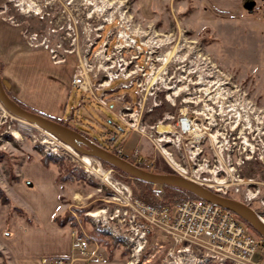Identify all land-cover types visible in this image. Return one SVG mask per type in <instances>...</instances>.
<instances>
[{
  "label": "rangeland",
  "instance_id": "obj_1",
  "mask_svg": "<svg viewBox=\"0 0 264 264\" xmlns=\"http://www.w3.org/2000/svg\"><path fill=\"white\" fill-rule=\"evenodd\" d=\"M0 20L21 25L31 47L53 48L55 59L76 58L94 87L108 71L123 75L127 65L132 86L116 80L94 88L96 95L106 92L107 106L90 92L74 91L72 127L99 144L110 136L108 147L116 137L120 154L136 164L174 170L214 190L239 186L233 196L240 200L251 191L250 205L264 217V0L243 2L237 11L206 0H0ZM122 31L137 43L126 45ZM2 106L0 190L11 200L7 209L15 205L12 212L21 213L23 204L39 219L30 199L11 186L22 178L23 163L52 156L46 165L65 192L55 219L73 225L87 246L94 242L96 255L110 252L123 264L173 261L169 250L177 253L178 246L165 232L151 233L137 256L111 231L119 218L121 231L129 227L123 212L130 191L134 198L140 193L132 178L96 157L85 162L84 154ZM43 186L38 181L31 198L43 195ZM1 244L0 264H7Z\"/></svg>",
  "mask_w": 264,
  "mask_h": 264
},
{
  "label": "crops",
  "instance_id": "obj_2",
  "mask_svg": "<svg viewBox=\"0 0 264 264\" xmlns=\"http://www.w3.org/2000/svg\"><path fill=\"white\" fill-rule=\"evenodd\" d=\"M206 1L225 11H237L246 0ZM23 30L19 24L0 20V70L8 93L29 109L60 119L73 117L71 103L74 91L79 89L72 83L76 58L67 55L55 59L50 49L31 47ZM83 97L82 103H85L86 97ZM20 174L22 178L11 186L12 192L29 198L27 201L40 211V216L31 219L23 204L16 205L22 209L21 213L12 212L10 206L13 205L7 209L10 203L5 204L0 199V240L7 264H123L110 252L104 257L101 254L88 259L74 257V233L79 234L78 230L55 219L63 210L65 194L57 173L42 160L35 159L23 163ZM38 181L44 184V193L31 198V190ZM90 245V251H95L96 244ZM62 259L65 262H57Z\"/></svg>",
  "mask_w": 264,
  "mask_h": 264
},
{
  "label": "built area",
  "instance_id": "obj_3",
  "mask_svg": "<svg viewBox=\"0 0 264 264\" xmlns=\"http://www.w3.org/2000/svg\"><path fill=\"white\" fill-rule=\"evenodd\" d=\"M119 38H122L126 45L132 46L137 43L136 37L126 31L120 32ZM51 51L54 52V49L51 48ZM123 68L126 71L127 65ZM88 70L84 65L78 64L72 83L83 92L92 93L101 104L106 106L108 104L106 92L96 95L95 89L110 85L116 80H120L121 85L125 87L132 86L134 83L133 79H127L129 75H124L125 71L123 75L108 71L105 73L107 78L104 82L100 83L99 87H94ZM126 108L130 109V107ZM187 120L186 117L182 118L183 124ZM137 154L136 151L133 156L137 158ZM229 186L226 184L221 191H216L231 196L234 188L240 191L239 186L232 188ZM130 194L127 202L129 206L127 205L123 212L125 216H129V227L121 231L123 224L119 218L118 228L113 224L111 231L115 236L123 237L133 255L138 256L148 244L151 233L160 230L170 237L174 247L178 246L177 253L169 250L173 259L168 262L169 264H264V237L255 233L237 213L202 197H188L170 209L134 198L131 191ZM243 198L244 200H241L250 205L255 195L248 191ZM119 212L120 209H117L112 219L119 216ZM74 234L76 257L88 259L96 254V251L90 254L85 239L79 237L77 232ZM97 255L100 256V254ZM60 262L63 261L60 260Z\"/></svg>",
  "mask_w": 264,
  "mask_h": 264
},
{
  "label": "water",
  "instance_id": "obj_4",
  "mask_svg": "<svg viewBox=\"0 0 264 264\" xmlns=\"http://www.w3.org/2000/svg\"><path fill=\"white\" fill-rule=\"evenodd\" d=\"M0 102L4 108L14 116H17L48 131L75 151L84 155L96 157L100 160H105L113 166L133 175L134 177L140 178L150 183L161 185L172 184L188 189L210 202L219 204L239 214L249 221L261 233V235L264 236V220L257 213V211L247 203L237 198L221 194L220 192L212 189L207 184L188 178L181 173H161L145 169L126 159L120 154L100 145L74 127L57 121L44 113L31 110L21 105L8 93L4 79L1 75V70Z\"/></svg>",
  "mask_w": 264,
  "mask_h": 264
},
{
  "label": "trees",
  "instance_id": "obj_5",
  "mask_svg": "<svg viewBox=\"0 0 264 264\" xmlns=\"http://www.w3.org/2000/svg\"><path fill=\"white\" fill-rule=\"evenodd\" d=\"M248 0H246L245 2H247ZM21 104V103H20ZM22 105V104H21ZM24 106V105H23ZM32 110V109H31ZM35 111V110H34ZM39 112V111H37ZM42 113V112H40ZM47 115V114H46ZM49 116V115H47ZM73 116V115H72ZM52 117V116H50ZM53 119L57 120V121H60L64 124H67V125H70V123L67 121L69 119H60V118H56V117H52ZM71 119L73 117H70ZM71 126V125H70ZM75 129L79 130L78 128L74 127ZM80 132H82L84 135L88 136L89 137V134L86 133L85 131H82V130H79ZM110 140V136L106 137L105 139H103L100 143V145L106 147L107 149L115 152V153H118L120 154V150L117 146H120V145H115L114 141L111 142V144H113L114 146L112 147H108V145L105 143L106 141L109 142ZM95 141V140H94ZM117 147V148H116ZM122 155V154H120ZM123 157H125L126 159L129 160V157L126 156V155H122ZM53 157L52 156H45L43 157V162L45 164H48L49 163V160H52ZM105 165H108L112 168H114L116 171H119L122 175H125V176H128L130 178H132L135 182V184L137 185V187L140 188V193L138 194V197L139 199H142L144 201H147L153 205H157V206H163V207H168L170 209H173L174 206L176 204H178L180 201L188 198V197H197V198H201L200 196L196 195L194 192L188 190V189H185L183 187H180V186H177V185H172V184H164V185H161V189H154V185L153 183H150L148 181H145V180H142L140 178H137V177H134L133 175L127 173L126 171L118 168V167H115L113 166L112 164H110L109 162L105 161V160H101ZM139 166L145 168V169H148V170H151V171H154V172H161V173H174L175 171H165V172H162V170H155V169H152L150 166H146V165H143V164H138ZM158 190H159V194H158ZM227 196H231L229 194H225ZM0 199L2 200L3 203H10V198L8 197V195L6 193H4V191L0 190ZM56 220H58V218L56 217ZM251 227L253 230L256 231V233L260 236L261 233L247 220H245ZM60 223H65L63 221H59Z\"/></svg>",
  "mask_w": 264,
  "mask_h": 264
},
{
  "label": "bare ground",
  "instance_id": "obj_6",
  "mask_svg": "<svg viewBox=\"0 0 264 264\" xmlns=\"http://www.w3.org/2000/svg\"><path fill=\"white\" fill-rule=\"evenodd\" d=\"M0 106H2V104L0 103ZM3 107V106H2ZM25 121V120H24ZM27 122V121H26ZM29 123V122H28ZM32 124V123H31ZM186 124V125H185ZM32 125H34V124H32ZM184 125L186 126V127H188L189 126V123H188V120L187 121H185L184 122ZM46 133H48L49 135H51V136H54V135H52L51 133H49L48 131H46ZM66 146L69 148V149H71V150H73L70 146H68L67 144H66ZM74 151V150H73ZM83 160L85 161V162H87V163H91V161H92V157L91 156H88V155H84V157H83ZM264 219V218H263Z\"/></svg>",
  "mask_w": 264,
  "mask_h": 264
},
{
  "label": "flooded vegetation",
  "instance_id": "obj_7",
  "mask_svg": "<svg viewBox=\"0 0 264 264\" xmlns=\"http://www.w3.org/2000/svg\"><path fill=\"white\" fill-rule=\"evenodd\" d=\"M116 132V131H115ZM116 138V137H115ZM115 138L114 139H112L110 142H113L114 140H115Z\"/></svg>",
  "mask_w": 264,
  "mask_h": 264
}]
</instances>
